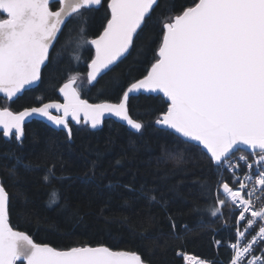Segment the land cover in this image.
I'll list each match as a JSON object with an SVG mask.
<instances>
[{
  "label": "snow or ice",
  "instance_id": "6c2138e0",
  "mask_svg": "<svg viewBox=\"0 0 264 264\" xmlns=\"http://www.w3.org/2000/svg\"><path fill=\"white\" fill-rule=\"evenodd\" d=\"M102 8V31L88 39V14ZM73 21L79 22L80 46L94 48L84 61L86 72L54 81L63 103L37 97L38 106L19 112L0 107V135L22 144L30 118L51 122L69 142L74 137L71 122L97 129L115 118L130 135L140 136L151 126L184 146L175 152L167 143L161 146L177 165L186 162L187 154L198 153L207 161L215 179L201 184L206 210L216 219L235 217L229 264H264V255L255 254L258 244L264 253V0H188L179 5L166 0H0V99L13 102L44 83L45 71L55 62L51 52L61 54L56 45ZM132 51L150 55V66L142 78L121 88L118 102L81 98L85 86L95 87ZM75 59L79 63L83 58ZM140 94H155L161 101L150 125L130 114V99ZM55 167L48 169L45 183L56 179ZM89 171L94 175L95 162ZM9 172L16 175V167ZM141 195L160 202L151 191ZM10 212L11 196L0 180V264H149L137 252L107 245L60 250L36 243L14 229ZM168 220L179 239L175 220ZM176 255L186 264H207L183 251Z\"/></svg>",
  "mask_w": 264,
  "mask_h": 264
},
{
  "label": "trees",
  "instance_id": "16d2710c",
  "mask_svg": "<svg viewBox=\"0 0 264 264\" xmlns=\"http://www.w3.org/2000/svg\"><path fill=\"white\" fill-rule=\"evenodd\" d=\"M166 2L179 5L188 0ZM105 14L103 8L88 14L84 25L88 39L102 31ZM78 23L73 21L63 30L56 45L61 54L51 52L55 62L45 71L44 83L12 103L0 99V107L19 112L38 106L41 101L37 97H42V102L60 100L54 81L63 83L77 70L85 73L84 61L94 55L90 45L80 46ZM69 28L73 29L71 33ZM66 40L67 46L61 49ZM76 56L83 59L77 63ZM150 60V55L138 56L132 51L95 87L85 86L81 97L90 103L118 102L121 88L142 78ZM160 107L157 96L130 99V114L149 125ZM72 128L71 142L66 140V133L40 121L25 127L22 144L0 135V179L11 196L10 223L14 229L28 233L37 243L61 250L107 245L137 252L149 264H184L183 257L176 255L183 251L211 264H229L233 254L226 245L234 241L235 233L231 228H223L224 219L211 217L206 210L201 184L215 177L198 153L195 157L187 154L186 162L177 165L161 146L167 143L170 152L184 146L173 144L172 137L151 126L143 136L130 135L126 126L113 121L105 122L98 131L82 124ZM93 162L94 175L89 171ZM53 164L56 179L45 183L43 177ZM13 166L14 176L9 172ZM142 191H151L160 202L146 199ZM168 216L176 222L179 239L171 234ZM225 220L234 222L235 218L226 216ZM184 225L188 228L184 229ZM217 240L222 242L218 248Z\"/></svg>",
  "mask_w": 264,
  "mask_h": 264
},
{
  "label": "water",
  "instance_id": "95a60500",
  "mask_svg": "<svg viewBox=\"0 0 264 264\" xmlns=\"http://www.w3.org/2000/svg\"><path fill=\"white\" fill-rule=\"evenodd\" d=\"M93 50H94V48H92ZM122 60H123V58H122ZM118 63H120L119 61L117 62V64ZM116 64V65H117ZM116 65H114L113 67H115ZM104 76V75H103ZM98 79H100V78H98ZM23 95V94H22ZM22 95H20V96H22ZM140 95H153V96H155V94H140ZM140 95H137V96H135V97H139ZM19 96V97H20ZM59 96H60V100L61 101H57V103H63L64 102V98H63V96L59 93ZM0 97H2V94H0ZM82 98V97H81ZM17 98H14V101L16 100ZM83 99V98H82ZM13 101V102H14ZM90 103V102H89ZM113 103H115V102H113ZM11 110V109H10ZM13 111V110H12ZM54 111V110H53ZM15 112V111H14ZM33 121H40V122H43V123H45L47 126H49V127H51V128H53L54 130H56V131H61V130H59V129H57L56 128V126L55 125H52L51 124V122H48V121H45V120H43V118H30V119H28V120H26L25 121V127L28 125V124H30V123H32ZM107 121H114V122H116V123H119V124H122V125H124L122 122H119V121H117L115 118H110V119H107L105 122H107ZM73 125H76L75 124V122H71ZM105 124V123H104ZM104 124H102L100 127H98L97 129H91L90 127V130H92V131H98V130H101L103 127H104ZM85 126H88V125H85ZM125 126V125H124ZM64 132V131H63ZM7 140H11V139H9V138H6ZM1 180V179H0ZM17 230V229H16ZM18 231H20V230H18ZM23 232V231H22ZM26 233V232H25ZM26 234H28V233H26ZM29 235V234H28ZM32 238V237H31ZM33 239V238H32ZM34 240V239H33ZM34 242H36L35 240H34ZM37 243V242H36ZM41 244V243H40ZM50 246V245H49ZM51 247H53V246H51ZM61 250V249H60Z\"/></svg>",
  "mask_w": 264,
  "mask_h": 264
},
{
  "label": "rangeland",
  "instance_id": "374dc122",
  "mask_svg": "<svg viewBox=\"0 0 264 264\" xmlns=\"http://www.w3.org/2000/svg\"><path fill=\"white\" fill-rule=\"evenodd\" d=\"M207 264H209V263H207Z\"/></svg>",
  "mask_w": 264,
  "mask_h": 264
}]
</instances>
